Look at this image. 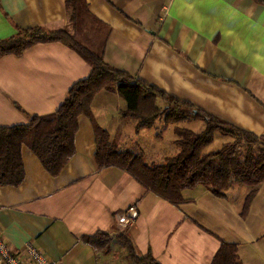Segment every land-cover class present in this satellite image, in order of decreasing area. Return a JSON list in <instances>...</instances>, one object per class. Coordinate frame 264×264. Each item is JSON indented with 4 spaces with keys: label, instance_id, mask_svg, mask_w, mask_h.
I'll return each instance as SVG.
<instances>
[{
    "label": "crops",
    "instance_id": "0c3cea01",
    "mask_svg": "<svg viewBox=\"0 0 264 264\" xmlns=\"http://www.w3.org/2000/svg\"><path fill=\"white\" fill-rule=\"evenodd\" d=\"M86 1L112 28L105 51L109 64L264 136V0ZM36 25L69 27L66 0H0V39ZM91 69L61 41L39 42L21 55L0 57V126L56 111ZM125 107L117 91L101 90L92 102L93 115L112 142L149 157L147 139L160 142L164 134L156 124L137 130L136 120L122 115ZM197 120L203 119L186 120L187 128L204 130L206 121L197 127ZM127 125L134 137L126 133L123 138ZM176 126H162L172 133L174 155L180 150ZM75 145L76 153L58 176L23 147L24 181L0 186V235L12 250L31 243L53 264H137L123 237L136 255H151L161 264H213L227 241L238 245L243 264H264V181L245 215L247 186L222 197L198 185L184 191L185 201L174 204L125 169L96 166L95 132L86 115L79 116ZM131 205L139 215L124 226L119 215ZM99 233L104 236L94 240Z\"/></svg>",
    "mask_w": 264,
    "mask_h": 264
},
{
    "label": "trees",
    "instance_id": "16d2710c",
    "mask_svg": "<svg viewBox=\"0 0 264 264\" xmlns=\"http://www.w3.org/2000/svg\"><path fill=\"white\" fill-rule=\"evenodd\" d=\"M66 6L69 27L59 30H47L40 25L19 27L13 36L0 39V57L21 55L39 42L61 41L77 51L92 67L88 77L73 84L56 111L33 115L28 123L0 126V186H18L24 181V146L37 155L51 175L58 176L76 153L79 116L86 115L94 127V163L98 168L117 166L125 169L148 190L174 204L185 201L184 191L198 185L222 197L236 186H247L250 191L242 211L245 215L264 181V136L202 111L128 71L112 66L105 59L112 28L89 10L86 0H66ZM101 90L120 94L126 102L122 115L136 120L137 130L154 126L161 117L166 124L203 119L206 127L195 132L176 126L179 152L160 164L149 163L142 152L122 150L96 121L92 102ZM162 100L165 106L159 104ZM217 131L230 136L231 140L218 150L204 151ZM102 235L99 233L94 240ZM122 239L130 247L137 264H161L151 255L139 257L130 241ZM89 240L93 239L89 237ZM213 264H243L238 245L222 241Z\"/></svg>",
    "mask_w": 264,
    "mask_h": 264
},
{
    "label": "rangeland",
    "instance_id": "374dc122",
    "mask_svg": "<svg viewBox=\"0 0 264 264\" xmlns=\"http://www.w3.org/2000/svg\"><path fill=\"white\" fill-rule=\"evenodd\" d=\"M156 122H157L156 125L158 127L160 126V129H159L160 133L164 134V138L160 142H158V141L152 142V140H150L151 141L150 143H148L149 141L147 139V143H146L147 149L146 150H148L149 157L147 155V157L144 156V158L149 163L154 162L156 164H160L165 160L166 157L172 156L175 154V148H174L172 142L170 141V138H171L170 136H172V133L168 132V130H167L168 128H166V130H165L162 127L165 123L164 117L158 118V120ZM193 123H194L193 125H196L197 127H199V125L201 126L204 122H203V120H197L196 122H193ZM179 125L185 126V127H190V123L186 122V121L179 123ZM153 127L155 128L156 126L155 125L152 126V129H153ZM149 128H151V127H149ZM133 131H134L133 127L127 125L126 130L123 132L124 134L122 133L123 138L127 137V136H125L126 133L129 136L132 134L131 136L134 137L135 135L133 134L134 133ZM145 134H147V133H145ZM148 136L149 135H147V137ZM228 139L230 140L231 137L224 135L221 132H215L213 141L204 149V151L208 152L209 150H218L221 148L223 142L228 140ZM130 146L127 147V145H126L124 148H129ZM122 150H124V149L122 148ZM131 150H133V149H131Z\"/></svg>",
    "mask_w": 264,
    "mask_h": 264
},
{
    "label": "built area",
    "instance_id": "2783aa9c",
    "mask_svg": "<svg viewBox=\"0 0 264 264\" xmlns=\"http://www.w3.org/2000/svg\"><path fill=\"white\" fill-rule=\"evenodd\" d=\"M139 213L135 205H131L119 215L122 225H131ZM0 264H53L46 254L38 247L28 243L21 250H12L6 239L0 235Z\"/></svg>",
    "mask_w": 264,
    "mask_h": 264
}]
</instances>
